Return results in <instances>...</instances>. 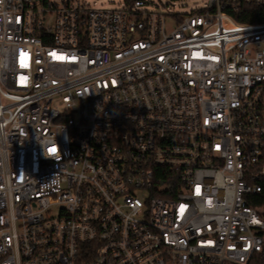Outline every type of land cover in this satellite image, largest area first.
<instances>
[{"label":"built area","instance_id":"1","mask_svg":"<svg viewBox=\"0 0 264 264\" xmlns=\"http://www.w3.org/2000/svg\"><path fill=\"white\" fill-rule=\"evenodd\" d=\"M127 1L0 0V264H264V0Z\"/></svg>","mask_w":264,"mask_h":264},{"label":"rangeland","instance_id":"2","mask_svg":"<svg viewBox=\"0 0 264 264\" xmlns=\"http://www.w3.org/2000/svg\"><path fill=\"white\" fill-rule=\"evenodd\" d=\"M91 4L100 8H120L124 7L127 0H88ZM149 3L147 6L150 10L160 9L166 13L170 11H180L183 13H190L203 7L204 0H146ZM226 24H231L232 21L229 18H225Z\"/></svg>","mask_w":264,"mask_h":264},{"label":"trees","instance_id":"3","mask_svg":"<svg viewBox=\"0 0 264 264\" xmlns=\"http://www.w3.org/2000/svg\"><path fill=\"white\" fill-rule=\"evenodd\" d=\"M233 16L239 22L264 21V7L257 5L244 6L241 11L234 13ZM250 204L264 216V191L259 196L254 197Z\"/></svg>","mask_w":264,"mask_h":264},{"label":"snow or ice","instance_id":"4","mask_svg":"<svg viewBox=\"0 0 264 264\" xmlns=\"http://www.w3.org/2000/svg\"><path fill=\"white\" fill-rule=\"evenodd\" d=\"M52 151H55L54 149Z\"/></svg>","mask_w":264,"mask_h":264}]
</instances>
